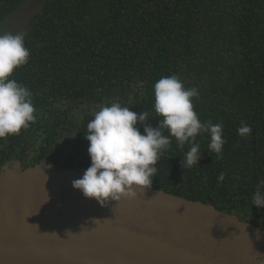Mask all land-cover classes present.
<instances>
[{"label":"trees","instance_id":"trees-1","mask_svg":"<svg viewBox=\"0 0 264 264\" xmlns=\"http://www.w3.org/2000/svg\"><path fill=\"white\" fill-rule=\"evenodd\" d=\"M23 1L0 0V23ZM23 33L29 61L10 78L31 91L36 120L0 138V171L19 158L24 167L88 168L84 134L95 112L118 102L156 127L153 86L176 75L198 90L194 111L222 124L225 144L217 158L198 135L202 158L183 169L190 145L172 138L152 187L264 228V207L252 206L264 179V0H49ZM242 123L250 136L238 134Z\"/></svg>","mask_w":264,"mask_h":264},{"label":"water","instance_id":"water-1","mask_svg":"<svg viewBox=\"0 0 264 264\" xmlns=\"http://www.w3.org/2000/svg\"><path fill=\"white\" fill-rule=\"evenodd\" d=\"M48 1L24 0L0 35L24 32ZM86 169L3 166L0 264H264L256 223L153 187L102 207L72 186Z\"/></svg>","mask_w":264,"mask_h":264},{"label":"clouds","instance_id":"clouds-1","mask_svg":"<svg viewBox=\"0 0 264 264\" xmlns=\"http://www.w3.org/2000/svg\"><path fill=\"white\" fill-rule=\"evenodd\" d=\"M25 37L23 32L0 35V138L19 134L36 120L31 91L10 78L15 69L29 61ZM153 88L154 111L160 117L156 127L147 123L148 112L137 114L118 102L101 106L87 124L84 138L89 142L91 163L72 186L102 207L122 198H135L137 190L143 193L150 189L158 173L157 163L170 149L172 138L181 148L190 145L181 160L183 169L199 164L202 154L196 137L201 134H207L209 150L222 157L223 126L198 118L192 103V98L199 96L198 90L185 88L176 75L161 77ZM138 122L143 125V134L136 127ZM237 131L244 138L252 129L242 123ZM217 179L222 182L225 174L220 173ZM253 205L264 207V179L258 181Z\"/></svg>","mask_w":264,"mask_h":264},{"label":"flooded vegetation","instance_id":"flooded-vegetation-1","mask_svg":"<svg viewBox=\"0 0 264 264\" xmlns=\"http://www.w3.org/2000/svg\"><path fill=\"white\" fill-rule=\"evenodd\" d=\"M20 159V158H19ZM19 159H17V160H19ZM15 161V160H14ZM53 161V160H52ZM55 162V161H54ZM23 163V165H26V163L25 162H22ZM59 167H61L57 162H55ZM62 168V167H61ZM237 215V214H236ZM242 219V218H241ZM250 222V221H249ZM254 223V222H253Z\"/></svg>","mask_w":264,"mask_h":264}]
</instances>
